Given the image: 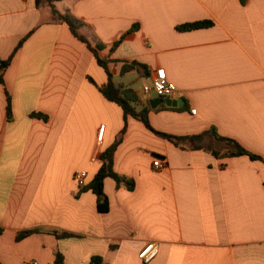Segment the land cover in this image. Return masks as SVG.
Instances as JSON below:
<instances>
[{
  "label": "crops",
  "instance_id": "0c3cea01",
  "mask_svg": "<svg viewBox=\"0 0 264 264\" xmlns=\"http://www.w3.org/2000/svg\"><path fill=\"white\" fill-rule=\"evenodd\" d=\"M54 4L84 22L83 34L107 45L102 57L136 59L146 68L135 70L149 80L165 68L176 85L171 98H182V106L152 107L154 96L134 90L138 108L149 104L155 129L183 136L215 127L264 158V0ZM205 19L213 24L176 28ZM25 36L0 83L1 262L56 264L59 251L65 264H90L93 255L107 264H145L138 252L155 242L159 252L147 264H264V162L179 147L133 116L114 169L134 187L107 177L109 209L99 210L96 195L73 174L84 169L88 180L94 176L100 152L124 126L123 109L99 90L107 73L93 52L44 0H0V57L9 58ZM122 65L108 63L113 80L127 73ZM24 230L34 232L19 239Z\"/></svg>",
  "mask_w": 264,
  "mask_h": 264
},
{
  "label": "trees",
  "instance_id": "16d2710c",
  "mask_svg": "<svg viewBox=\"0 0 264 264\" xmlns=\"http://www.w3.org/2000/svg\"><path fill=\"white\" fill-rule=\"evenodd\" d=\"M41 1L42 0H36L37 4H39ZM44 1L50 6L52 14L55 16L56 20L59 22L66 23L69 26V29L71 30L72 34L77 39L84 42L86 46L89 48V50L93 52L97 62L105 69L107 73V82L103 85H100L99 90L107 99L117 103L123 109L124 112L125 123L119 136L116 138V140L112 145H110L108 148L100 152L99 154V159L101 160L100 167L98 168V170L90 180L87 179L85 186L81 187L82 190H87V189L91 190L96 195L99 210L107 211L109 209L108 196L104 191V181L107 177H112L117 184L119 185L124 184L129 189H133L134 187L133 180L128 179L123 175H120L114 169V153L118 144L122 140L123 134L126 131V127H127L126 119L128 116H133L139 119L140 121L143 122V124L147 128L159 134L160 136L169 139L179 147L205 149L217 156L247 155L251 159L261 160L264 162V158L261 155L250 151L245 146H243L237 139L220 134L215 127H212L211 129L205 130L198 134L183 135V136L173 135L155 129L149 121V111H150L149 104H146L141 108H138L137 105L139 103V100L137 93L129 86H124L123 84L117 85L114 82L113 74L108 67L109 62L121 61L123 62L121 72L125 73L132 69H137L139 71H142L143 69L146 68V65L136 59L129 61V60L113 59L109 57L108 58L102 57L100 51L105 49L107 45L101 42L100 40H98V38L95 36L88 37L85 34H83L81 32V29L84 26L83 21L75 17L69 11L60 12L55 7L54 4V1L57 0H44ZM212 24L213 22L211 20L205 19V20H196L192 22H185L177 25L176 28L178 30L185 31V30L209 27ZM137 28H138V24L136 23L125 34H123L121 37L115 40L110 46L111 51H114L121 44V42L124 41V39L128 38L130 34L134 32ZM28 35H30V33L27 34V36ZM27 36H25L18 43V45L16 46V48L14 49V51L12 52L9 58L3 59L0 57V83H4V72L6 68L9 66L12 57L14 56L16 51L21 47ZM6 99H7V111L9 116H11L12 98L9 92H6ZM31 116H42L46 118V115L40 112H32ZM206 137H210V139L213 142L207 144L205 142ZM214 143H220L222 145V148L220 149L216 147ZM32 232H34V230H24L19 232L17 237L20 239ZM67 235H70V233L67 232L62 233V236H67ZM54 261L56 264H65L64 257L59 251L55 252ZM0 264H4V263L0 261ZM90 264H107V263L104 261L102 256L93 255L91 257Z\"/></svg>",
  "mask_w": 264,
  "mask_h": 264
},
{
  "label": "built area",
  "instance_id": "2783aa9c",
  "mask_svg": "<svg viewBox=\"0 0 264 264\" xmlns=\"http://www.w3.org/2000/svg\"><path fill=\"white\" fill-rule=\"evenodd\" d=\"M176 90L174 82L167 78L165 68H158L155 70V74L152 76L150 84H145L142 88L141 97L154 96V97H171ZM192 113H196V108H191ZM105 125H101L99 138H102ZM157 168H163L164 163L160 159H156L153 162ZM87 171L84 169H78L74 172L73 178L79 187H83L87 181ZM159 246L155 242H148L144 244L138 252L139 259L147 264L151 262L158 254ZM23 264H40L38 260L32 259L25 261Z\"/></svg>",
  "mask_w": 264,
  "mask_h": 264
},
{
  "label": "rangeland",
  "instance_id": "374dc122",
  "mask_svg": "<svg viewBox=\"0 0 264 264\" xmlns=\"http://www.w3.org/2000/svg\"><path fill=\"white\" fill-rule=\"evenodd\" d=\"M109 46V45H108ZM111 46V45H110ZM110 46L108 47L110 49ZM131 61L130 59H126ZM115 83L117 85H120V82L128 83L127 86L131 87L133 90L140 91V94L142 93V88L145 84H150L151 80L147 79L145 76H141L138 71L135 69H132L128 71L124 77L119 76L118 74L115 76ZM138 100L140 101L139 97ZM207 144L213 142L211 139L205 141ZM216 147L222 148V145L220 143H214Z\"/></svg>",
  "mask_w": 264,
  "mask_h": 264
},
{
  "label": "water",
  "instance_id": "95a60500",
  "mask_svg": "<svg viewBox=\"0 0 264 264\" xmlns=\"http://www.w3.org/2000/svg\"><path fill=\"white\" fill-rule=\"evenodd\" d=\"M166 103L168 106H182L184 101L182 98H171V97H154L150 100V105L152 107L157 106L159 103Z\"/></svg>",
  "mask_w": 264,
  "mask_h": 264
},
{
  "label": "bare ground",
  "instance_id": "6f19581e",
  "mask_svg": "<svg viewBox=\"0 0 264 264\" xmlns=\"http://www.w3.org/2000/svg\"><path fill=\"white\" fill-rule=\"evenodd\" d=\"M102 136H103V134H102Z\"/></svg>",
  "mask_w": 264,
  "mask_h": 264
}]
</instances>
